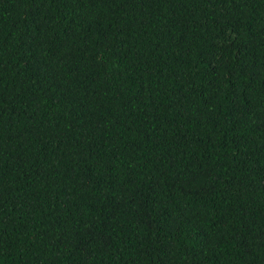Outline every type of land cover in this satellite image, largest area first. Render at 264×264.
<instances>
[{"label":"trees","instance_id":"trees-1","mask_svg":"<svg viewBox=\"0 0 264 264\" xmlns=\"http://www.w3.org/2000/svg\"><path fill=\"white\" fill-rule=\"evenodd\" d=\"M0 264H264V0H0Z\"/></svg>","mask_w":264,"mask_h":264}]
</instances>
